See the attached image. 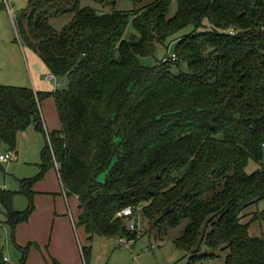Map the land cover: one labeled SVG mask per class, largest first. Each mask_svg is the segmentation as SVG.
<instances>
[{
	"label": "trees",
	"instance_id": "obj_1",
	"mask_svg": "<svg viewBox=\"0 0 264 264\" xmlns=\"http://www.w3.org/2000/svg\"><path fill=\"white\" fill-rule=\"evenodd\" d=\"M95 1L111 10L29 0L18 33L68 87L0 84V141L14 150L21 130L44 131L40 103L52 96L61 127L45 133L39 176L57 168L90 238L135 240L132 217L118 215L131 206L163 230L190 218L174 240L186 264H220L203 246L226 251L222 264H264V0H176L174 14L172 0L131 10ZM66 13L56 29L51 19ZM188 25L177 60L141 62ZM251 161L259 166L248 171ZM32 182L23 180L30 197ZM15 194L0 188V223L12 227L33 210L15 209ZM81 252L87 262L91 248ZM0 264H12L1 250Z\"/></svg>",
	"mask_w": 264,
	"mask_h": 264
},
{
	"label": "rangeland",
	"instance_id": "obj_2",
	"mask_svg": "<svg viewBox=\"0 0 264 264\" xmlns=\"http://www.w3.org/2000/svg\"><path fill=\"white\" fill-rule=\"evenodd\" d=\"M150 1L152 0H118L116 6L117 9L131 10L142 7ZM28 3L29 0H0V84L31 86L33 76L51 86L52 84L45 77L48 72L47 66L39 55L24 43L16 27L17 18ZM81 5H90L100 11L111 10V5H102L95 0H81ZM176 9V0H172L170 13L174 14ZM72 16V13H66L60 17L52 18L51 23L60 30L72 19ZM192 29V25L181 29L167 40V45H157L156 57H141V62L151 65L157 59H161L162 62L169 61V56L174 53L178 39ZM133 32V25L129 24L126 30V38H131ZM186 68V64L181 62L179 69L185 70ZM62 79L63 82L58 87L59 89L68 87L67 80L64 77ZM41 107L42 110L45 108L48 110L53 120L56 118L55 127L60 128L54 100L50 101L49 97L43 99ZM55 127H51V123L48 124V129ZM39 131L42 139H45L44 131L41 129ZM44 145V140L43 143L28 142L19 134L14 150L9 149L7 144L0 141V154L7 151L12 152V157L8 161H0V188L16 191L13 200L15 209L24 210L28 206H33L28 219L19 222L15 227L5 222L4 216L1 215L0 250L10 263L52 264L50 247L56 253H61L62 246L69 244L66 238L68 230L65 226V217L70 223L74 245L77 246V249L78 242L82 245H91L88 264H186L188 262L190 253L178 248L174 240L191 222L190 218L183 219L179 226L167 227L166 230H163L154 226L141 214L136 227L137 237L135 240L121 244L119 242L121 235L114 238L95 235L90 242L84 227L79 226L74 229L72 226L69 216L71 212L69 211L73 212L72 214L76 219L78 214L76 198L74 196L64 197L54 167L47 169L42 176H39L40 164L42 163L41 151ZM258 166V163L251 161L247 170L253 171ZM104 176L105 173H101L98 179L102 181ZM23 180H33L31 197L23 189ZM262 206H264V201L260 203V207ZM151 225H153L152 228ZM252 230L254 233L259 231L255 226L252 227ZM33 235H35V239L30 238ZM124 238L127 240L126 237ZM151 245L155 247L151 249ZM202 251L220 254L222 260L217 259L215 263H224L226 251L211 249L207 246H203ZM72 255L71 258L75 262L80 261L79 250L77 252L74 250Z\"/></svg>",
	"mask_w": 264,
	"mask_h": 264
},
{
	"label": "crops",
	"instance_id": "obj_3",
	"mask_svg": "<svg viewBox=\"0 0 264 264\" xmlns=\"http://www.w3.org/2000/svg\"><path fill=\"white\" fill-rule=\"evenodd\" d=\"M47 69L49 71L48 67H47ZM46 80L48 82H50L52 85L48 86L49 84H47V83H45L43 81H40L37 77L35 78V77L32 76V85H31V87H33L35 90H45V89H47V90H55L56 88H55L53 82L51 80H48V79H46ZM47 86H48V88H47ZM52 99L54 100V98L52 96H50L49 100L52 101ZM54 105H55V102H54ZM40 109H41V114H42L43 122H44V137H45V139H42V135H41L39 129H37L34 124H31L26 129L21 130L18 134H19L20 137L25 138L28 142L36 141V143H40V142L43 143V140H44L45 141V145H46V134L45 133L47 131H53V130H57V129H60V128H56L55 127L56 123H57L56 118H54V120H53L52 116H50V113L48 112V110L46 108L42 110L41 103H40ZM55 109H56V107H55ZM42 111L44 112V114H43ZM56 113H57V111H56ZM49 123H51V127H55V128L48 129V124ZM60 127H61V124H60ZM45 145H44V147H45ZM43 148H42V150H43ZM51 169H53V167H51ZM54 169L57 171L56 167H54ZM62 192H63V189H62ZM63 195H64L65 198H69L64 192H63ZM74 198H76V202H77V206H78V214H77V218H78V215H79V213L81 211L80 208H79V199H78L77 196H74ZM69 212L73 213L72 211H69ZM69 216H70V213H69ZM70 221H71L72 226L74 227V229L79 227V226H75L73 224L71 216H70ZM65 226H66V229L68 230L66 238H67L69 244L67 246H62L61 253H56L55 251L52 250V247H50L52 255H50V254L49 255H50V259H51L52 264H53V260H56L60 264H88L89 260L86 262L85 259L83 258L82 252H81V248L84 247V246H87V245H82V244H80L78 242V244H77L78 245V249H77V246L74 245L73 234L71 232V226H70V223H69L67 217H65ZM82 227H84V226H82ZM87 235H88V240L91 242L95 235H93L91 238H90V234L88 232H87ZM102 237H105V236H102ZM30 238L35 239V235L30 236ZM107 238H111V237H107ZM112 238H114V237H112ZM89 247L91 248V245ZM74 250H75V252H77V250H79L80 255H81V259L78 262H75V260L71 258L73 256L72 252ZM70 252H71V254H70Z\"/></svg>",
	"mask_w": 264,
	"mask_h": 264
},
{
	"label": "built area",
	"instance_id": "obj_4",
	"mask_svg": "<svg viewBox=\"0 0 264 264\" xmlns=\"http://www.w3.org/2000/svg\"><path fill=\"white\" fill-rule=\"evenodd\" d=\"M230 34H233L234 33V30H229L228 31ZM169 59L171 61H175L177 60V56L175 53H171V55L169 56ZM46 79L48 80H51L55 86V88H58L62 82H63V79L62 77H60L59 75L55 74L53 71L49 70L47 73H46ZM12 157V152L11 151H7L6 153H2L0 154V161H8L10 158ZM118 215L119 216H125V217H132L131 221H130V229L131 231L133 230H136V227L139 223V217H140V213H137L135 214L134 211H133V208L131 206H126L125 208H123L120 212H118ZM71 219L73 221V224L75 225V218L74 216L72 215L71 213ZM119 242L121 244H126L128 243V240H125L124 237H120L119 239ZM155 246L154 245H151V249H153ZM4 259L6 261H8V258L4 256Z\"/></svg>",
	"mask_w": 264,
	"mask_h": 264
}]
</instances>
